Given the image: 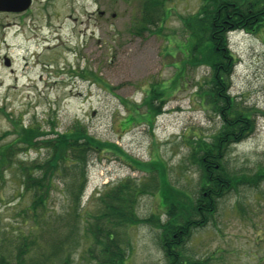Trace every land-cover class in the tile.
<instances>
[{
    "label": "rangeland",
    "instance_id": "374dc122",
    "mask_svg": "<svg viewBox=\"0 0 264 264\" xmlns=\"http://www.w3.org/2000/svg\"><path fill=\"white\" fill-rule=\"evenodd\" d=\"M202 2L169 0L164 21L149 30L140 23V0H33L26 12H0V146L19 152L13 168L0 177V254L13 260L24 241L38 238L29 218L33 199L23 189L17 165L45 152L39 155L19 143L27 127H34L36 141L43 142L83 126L138 161L163 162L174 192L196 198L199 172L188 163L190 145L210 142L222 126L204 96L210 69L187 55L192 40L186 21ZM229 41L236 57L229 94L254 108L257 124L230 147L225 162L237 177L264 175V28L233 31ZM93 158L82 200L87 210H96L93 195L106 184L149 176L113 153ZM63 186L49 201L54 216L68 209ZM153 214L165 218V208L157 193H147L138 216ZM214 216L195 232L189 254L208 264H264V180L224 196ZM128 233L127 264H166L155 227L136 225ZM85 250L82 244L75 251L73 264H95L84 257Z\"/></svg>",
    "mask_w": 264,
    "mask_h": 264
},
{
    "label": "trees",
    "instance_id": "16d2710c",
    "mask_svg": "<svg viewBox=\"0 0 264 264\" xmlns=\"http://www.w3.org/2000/svg\"><path fill=\"white\" fill-rule=\"evenodd\" d=\"M140 1L142 29L156 28L166 17L165 4L169 0ZM185 27L192 40L187 49L188 58L210 69L204 96L222 120L221 129L210 142L199 139L189 144L188 163L196 165L199 172L196 198L185 192H174L163 162L138 161L115 144L91 136L83 126L77 124L43 142L36 141L40 136L34 127L21 128L26 134L19 142L25 144L24 149H38L39 155L45 152L43 157L17 165L23 189L33 199L29 218L34 221L32 229L38 238L28 240L29 243L24 241L13 260L0 254V264H73V254L82 244L86 246L84 257L92 258L95 264H127L128 231L142 224L158 231L166 264H208L187 252L195 232L215 218L218 203L224 196L244 185H260L264 180V175L259 174L237 177L225 162L230 147L249 137L257 124L254 108L236 102L229 94L236 64L229 35L233 31L253 32L264 28V0H203ZM150 94L149 99H157L153 89ZM161 104L155 106L159 108L152 106L157 114L161 112ZM147 117L152 120L154 115ZM10 146H0V177L16 164L15 156L19 152ZM105 152L128 161L135 170L149 176L145 179L129 176L106 184L93 195L96 210H87L82 207V200L89 167L95 155L102 156ZM57 182L64 185L68 209L65 215L54 216L48 207L52 192L59 185ZM147 193L159 195L165 218L155 214L146 218L138 216L140 199ZM27 254L31 255L26 257Z\"/></svg>",
    "mask_w": 264,
    "mask_h": 264
},
{
    "label": "water",
    "instance_id": "95a60500",
    "mask_svg": "<svg viewBox=\"0 0 264 264\" xmlns=\"http://www.w3.org/2000/svg\"><path fill=\"white\" fill-rule=\"evenodd\" d=\"M33 0H0V12L23 13L27 11ZM11 60L5 58V65L10 66Z\"/></svg>",
    "mask_w": 264,
    "mask_h": 264
}]
</instances>
